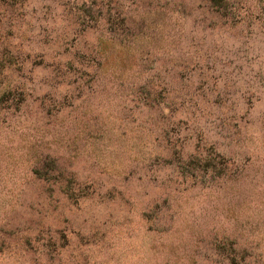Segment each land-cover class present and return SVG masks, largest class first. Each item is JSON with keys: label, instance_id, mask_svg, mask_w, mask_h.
<instances>
[{"label": "rangeland", "instance_id": "1", "mask_svg": "<svg viewBox=\"0 0 264 264\" xmlns=\"http://www.w3.org/2000/svg\"><path fill=\"white\" fill-rule=\"evenodd\" d=\"M0 264H264V0H0Z\"/></svg>", "mask_w": 264, "mask_h": 264}]
</instances>
